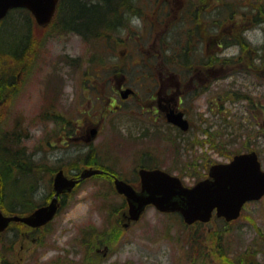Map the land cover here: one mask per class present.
Segmentation results:
<instances>
[{
    "label": "rangeland",
    "instance_id": "rangeland-1",
    "mask_svg": "<svg viewBox=\"0 0 264 264\" xmlns=\"http://www.w3.org/2000/svg\"><path fill=\"white\" fill-rule=\"evenodd\" d=\"M165 1L169 15L160 22L163 4L133 0L136 5L124 9L125 24H118L110 37L86 39L75 29L64 30V15L60 22L42 29L26 10L13 12L0 24V60L20 38L28 36L32 45L18 61L19 69L13 70V53L11 61H3L2 77L10 82L3 81L7 87L0 103V144L9 147L11 160L25 154L33 163L35 173L29 188L38 207L51 203L59 169L71 176L83 167L102 165L139 188L135 171L144 163L172 172L188 187L204 179L211 165L228 162L238 151L259 152L264 167V66L260 67L255 55L264 45V24L245 32L253 48L247 56L253 62L249 70L244 58H238L240 46H205L214 29L222 38L225 9L220 8L214 18L215 11L207 12L202 0ZM209 1L215 5L222 0ZM256 1L264 3L232 2L253 12ZM185 9L199 15L200 42L196 36L189 44L186 31L194 26L179 23ZM134 18L141 23H134ZM214 20H220V25ZM188 44L194 47L190 56L198 61L214 55L221 61L231 59V63L214 76L209 75L208 66L196 65L190 74L181 67L175 69L171 55L185 52ZM3 67L0 65V75ZM122 69L125 71L120 72ZM160 73L173 81L177 75L187 81L193 76L195 84L203 86L185 103L192 125L188 134L167 126L144 93V84L159 79ZM122 78L138 97L124 104L122 111L110 113L106 129L90 148L70 139L85 130V118L102 114L106 95L98 84H109L105 91L111 92ZM227 91L250 96L253 101L234 99L217 108L213 101ZM4 134L9 141L3 139ZM92 152L93 162L78 167ZM98 175L76 183L47 227L32 229L18 222L0 235V264H264V198L248 203L241 217L231 223L214 217L208 224L188 226L179 214H163L149 207L138 223L126 228L124 198L110 179ZM1 194L0 190L1 210L15 216L5 212L12 202L2 206Z\"/></svg>",
    "mask_w": 264,
    "mask_h": 264
},
{
    "label": "water",
    "instance_id": "water-1",
    "mask_svg": "<svg viewBox=\"0 0 264 264\" xmlns=\"http://www.w3.org/2000/svg\"><path fill=\"white\" fill-rule=\"evenodd\" d=\"M59 1L0 0V20L11 9L25 8L33 14L40 26L45 27L52 21ZM129 94L126 92L127 96ZM169 120L183 131L190 128L183 112H172ZM96 134L95 132L94 135ZM101 173L97 169L84 170L81 180ZM139 174V191L124 180H115L117 192L125 196L129 206V223L139 221L149 206H154L162 213H179L188 225L196 222L208 223L214 213L218 218L232 222L240 218L248 202L259 201L264 197V170L255 151L235 155L228 163L213 165L209 170V178L192 187L185 186L179 177L160 169H141ZM78 181L68 179L63 171L58 172L54 178L55 195L51 203L28 216H7L0 207V233L12 222H23L34 228L46 225L58 212L59 196L71 193Z\"/></svg>",
    "mask_w": 264,
    "mask_h": 264
},
{
    "label": "trees",
    "instance_id": "trees-1",
    "mask_svg": "<svg viewBox=\"0 0 264 264\" xmlns=\"http://www.w3.org/2000/svg\"><path fill=\"white\" fill-rule=\"evenodd\" d=\"M150 1V0H148ZM152 2H156L158 5L163 4V6L160 7V13H164L160 17V22L165 21L166 17L169 15L167 10V3L165 0H151ZM206 3L207 12L215 11V16L217 15V12L220 8L225 9L226 15V25L224 27V33H222V38L220 37V32L217 29H214V33L208 37V43L205 44V46L208 44V49H210L211 46H217L218 48L223 47H229L232 45H238L241 47L240 49V56L239 59L244 58V60L247 62V69L250 70V68H253V62L249 61V58L247 59L248 52H250L252 47H250L245 32L248 31L252 27H256L260 24H264V3L256 1L254 8H252L253 12H248L247 10H242V6H237L235 4V0H222L220 3L212 5L210 4L209 0H202ZM136 4L133 3V0H61L57 13L55 15V18L53 20L54 22H60L61 16L64 15V18H62V28L65 30L68 29H75L80 34L83 35L84 38L89 39L91 37H99L100 35H106L107 37L111 36V32L119 26H123L125 22L123 23V15L126 13V11L133 8ZM20 12L19 10H13L10 12V15L13 12ZM224 11V12H225ZM125 12V13H124ZM28 17L33 18V16L27 11ZM9 15V16H10ZM183 15V16H182ZM183 17V18H182ZM240 20H236L238 18ZM111 18V19H110ZM182 20L179 21V23H188V25L194 26V29H187L186 31V37L188 38V42L193 40L194 37L199 38V42L201 41V32L199 31V15L197 12L192 13V10L185 9L181 14ZM59 19V20H58ZM4 22V21H3ZM123 23V25H122ZM2 24V22L0 23ZM215 25H220V20H214ZM66 26V27H65ZM229 27V28H228ZM193 28V27H192ZM93 35V36H92ZM212 39L211 43L209 41ZM198 42V43H199ZM186 45L185 52L179 51V53H174L176 50L173 49L174 53L171 55V58L174 59L172 61H175V69L178 67H181L184 69L185 73H192V69L194 66L198 65L199 67H207V70L211 72L209 73L210 76L218 75L221 73L222 69L221 67L224 66V64L228 65L231 63V59H225L223 58L222 61L217 56L207 57L204 61H198V59L192 58L190 56L191 53H193L192 49L194 47H190ZM11 49L8 48L6 50H9L10 53H13L16 57L13 66V70L16 68L19 69L18 61L22 59V57H25L27 53L29 52L31 45V41L28 38V36L25 38H20L19 42L16 45H11ZM249 50V51H248ZM258 50V49H256ZM257 55V59L260 61V67L262 68L264 66V45L260 52L255 51ZM254 52V53H255ZM10 53L8 56H4L3 60H0V65H6L3 61H11L13 57L10 56ZM250 55V54H249ZM251 58V56H249ZM194 59V60H193ZM14 60V59H13ZM180 60V61H179ZM222 62V63H220ZM215 66H219L215 67ZM254 67H257L254 65ZM1 71L0 75V103L3 101L4 98V91L5 87H7V84H3L4 77V70ZM16 69V70H17ZM125 71V69L120 70V72ZM252 70V69H251ZM7 75L10 73V68L7 70ZM119 72V71H118ZM197 71H195L196 75ZM3 74V75H2ZM6 74V73H5ZM14 80V75L12 76ZM178 78L187 80V77L178 76ZM193 77V76H192ZM191 77V78H192ZM10 82V80L6 79ZM5 80V81H6ZM11 85V84H9ZM8 85V86H9ZM244 98L246 100H252L250 96H238L235 92H229L227 91L225 96H218L216 101H213V104L216 106H219L217 108L223 107L225 102L234 100V99H241ZM253 101V100H252ZM253 103V102H252ZM254 105H258L255 103ZM10 136V135H9ZM3 139H6L7 141L10 140V137H7V134H4ZM248 147V146H247ZM246 147V148H247ZM2 145L0 144V178H1V196L2 201L1 205L6 206L7 201L11 200L12 207H5L4 210L8 214L13 215H22L25 214L27 211H33L38 206L35 203V200L33 199V190H31L29 187L31 185L30 177L32 178V175L35 173L33 168V163L29 162L27 160V156L25 154L21 155L19 154L18 159L11 160L9 147L4 148L7 151H2ZM241 151H238L240 153ZM237 153V154H238ZM259 153V152H258ZM16 154V153H15ZM22 157H21V156ZM230 158L232 157V154L228 155ZM90 158L81 160L77 165L80 167L82 164L87 165L89 163H92L91 156ZM23 159L24 161H21ZM14 176H17L14 178ZM21 180V181H20ZM17 182L21 184L22 186L18 187L16 184L14 185V182ZM16 190V193L14 192ZM13 190V193L10 191ZM15 193V194H14ZM17 201V202H16ZM37 206V207H36ZM123 207H126V203L124 202ZM12 226H17V223H12Z\"/></svg>",
    "mask_w": 264,
    "mask_h": 264
},
{
    "label": "flooded vegetation",
    "instance_id": "flooded-vegetation-1",
    "mask_svg": "<svg viewBox=\"0 0 264 264\" xmlns=\"http://www.w3.org/2000/svg\"><path fill=\"white\" fill-rule=\"evenodd\" d=\"M209 73L211 74V72ZM161 74L162 73L159 74V79H155L152 81L153 83L144 84L146 87L144 93L148 97V99H150V102H151L150 105L152 109L155 111V114H157V116H159V118H161L167 126L172 127L173 129H177L182 134H185V133L188 134L191 131L192 125H191L190 119L188 118L189 108L187 106L185 107V103H187L189 95L193 96L195 94H198L201 91L203 86L201 84H195V77L190 78L189 81L185 79H181V78H177L176 81H173L170 79V76L167 77ZM98 85L101 86L103 89L107 90V85L109 84H98ZM142 85L143 84H141V86ZM105 90H104V94L106 95V102L103 105L102 114L97 116L96 119L90 120V118H85L84 123L88 121L86 123L85 130H81L79 134L76 133L78 134L77 137L70 138V139H73V141H75L76 143L81 144V145H86L89 148L93 146L97 138L106 129L105 126L109 122L110 113H115L116 111H122L124 104L138 97L137 95L138 92L134 89L133 86H130V84H128L125 78H122L119 81H117V86L114 84L113 91L106 92ZM130 90H133V92H130ZM126 92H130L131 94L127 96ZM172 112H175L177 114L179 112L184 113V118H186L190 124V130L188 132H184L181 127H179L178 125L174 124L173 122L169 120V116ZM78 128H81V127L78 126ZM95 132L97 133L96 135H94ZM92 155H93V152L90 153V156ZM213 165L209 167V170ZM87 168L102 169L101 170L102 173L99 174L98 176H104L105 178L110 179L113 183L116 179H123L130 185L134 186L129 179L124 178L122 175L115 174V172L111 168H105L102 165H98V167L94 165L83 167L82 169H80L79 172L71 174V176L68 175V173H66L64 169H59L57 170V172L60 170H63L66 177L70 179H74V180H81V173ZM141 169H146V170L162 169L164 171L170 172L166 169L160 168V166L158 165H155L154 167H149L147 164L144 163L143 165L139 166V168L135 171L137 179L139 181V188L141 185V179H140V174H139ZM209 170H208V174L205 176L204 179H206L209 176ZM170 173L172 174V172ZM93 177L94 176L90 178L88 177L83 180H88ZM134 188L139 189L137 188V186H134ZM67 195H69V193H66L60 197L59 201L60 200L62 201H60L59 208L62 207L63 199ZM123 198L126 202V210L123 212V215H124L123 217L126 218L127 213H128V205H127L128 203L125 197ZM48 204L49 203L45 205H48ZM39 207H42V206H39Z\"/></svg>",
    "mask_w": 264,
    "mask_h": 264
},
{
    "label": "clouds",
    "instance_id": "clouds-1",
    "mask_svg": "<svg viewBox=\"0 0 264 264\" xmlns=\"http://www.w3.org/2000/svg\"><path fill=\"white\" fill-rule=\"evenodd\" d=\"M134 23H136V24H140V23H141V21H140V19H139V18H134Z\"/></svg>",
    "mask_w": 264,
    "mask_h": 264
},
{
    "label": "bare ground",
    "instance_id": "bare-ground-1",
    "mask_svg": "<svg viewBox=\"0 0 264 264\" xmlns=\"http://www.w3.org/2000/svg\"><path fill=\"white\" fill-rule=\"evenodd\" d=\"M100 170H102V169H100Z\"/></svg>",
    "mask_w": 264,
    "mask_h": 264
}]
</instances>
